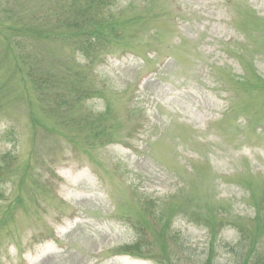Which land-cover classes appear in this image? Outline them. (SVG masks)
Masks as SVG:
<instances>
[{
    "label": "rangeland",
    "instance_id": "rangeland-1",
    "mask_svg": "<svg viewBox=\"0 0 264 264\" xmlns=\"http://www.w3.org/2000/svg\"><path fill=\"white\" fill-rule=\"evenodd\" d=\"M82 4L0 0V264H242L264 224V0H107L93 57L56 26Z\"/></svg>",
    "mask_w": 264,
    "mask_h": 264
},
{
    "label": "trees",
    "instance_id": "trees-1",
    "mask_svg": "<svg viewBox=\"0 0 264 264\" xmlns=\"http://www.w3.org/2000/svg\"><path fill=\"white\" fill-rule=\"evenodd\" d=\"M107 0H82L83 4L78 6L79 9H75L71 6L69 8V12L67 13L68 16H64L62 18V14L54 13L55 20L58 19L56 22V26L58 28H64L65 33L70 35L73 39L72 42H76L78 39H80L77 43L78 46L82 47V50L85 51V53H89V56L93 57L94 51L98 50L96 48L103 45L105 42H109V36H107L106 31H108L109 22L107 23V18L104 17H98L97 13L95 12V6L105 5ZM101 9V8H100ZM78 10H81L78 12ZM59 17V18H58ZM39 31L42 30L38 28ZM35 30H33L34 32ZM42 33H39L40 35L43 34L45 38H49L50 36H56V34L53 32L51 34V31H41ZM116 38V33L113 34ZM53 38V37H52ZM102 41V43H100ZM81 49V48H80ZM88 56V57H89ZM23 62H27L23 60ZM28 65V72L27 73H38L39 71L37 69H33L34 63L32 61L26 63ZM19 68L18 64L15 66L14 70L17 72V69ZM38 82L41 81V79L37 80ZM61 88V87H60ZM55 90V93L59 92V88L55 87L53 88ZM64 89L61 88V91ZM256 225L260 222L259 218L255 219ZM255 225V226H256ZM256 230H260V233L257 234L254 232L255 238L251 242L249 248H248V254H244L242 257V264H254L258 258L259 255L257 253H254L256 249V239L258 236L264 234V224L258 225ZM140 246L139 242L132 243L129 245H125L121 247L122 253H132L134 251H138ZM253 256V259L251 258ZM241 257V256H240ZM260 260H258L255 264H259ZM209 264V263H207ZM240 264V262H239Z\"/></svg>",
    "mask_w": 264,
    "mask_h": 264
}]
</instances>
